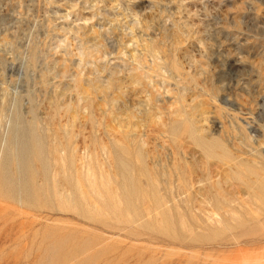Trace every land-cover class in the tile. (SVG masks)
<instances>
[{"label":"rangeland","instance_id":"1","mask_svg":"<svg viewBox=\"0 0 264 264\" xmlns=\"http://www.w3.org/2000/svg\"><path fill=\"white\" fill-rule=\"evenodd\" d=\"M0 264H264V0H0Z\"/></svg>","mask_w":264,"mask_h":264},{"label":"bare ground","instance_id":"2","mask_svg":"<svg viewBox=\"0 0 264 264\" xmlns=\"http://www.w3.org/2000/svg\"><path fill=\"white\" fill-rule=\"evenodd\" d=\"M15 133H16V132H15ZM23 134H24V133H23ZM23 134H22V135H23ZM20 138H21V137H20ZM20 144H21V143H20ZM43 146H44V145H43ZM16 147L18 148V146H16ZM21 147H24V146H21ZM21 147H20V148H21ZM20 148H19V149H20ZM22 149H23V148H22ZM27 149H28V148H27ZM27 149H25L24 151H27ZM84 150H85V149H84ZM17 151H18V149H17ZM22 151H23V150H22ZM30 151H31V150H30ZM19 152H20V150H19ZM86 152H88V151H86ZM25 153H26V152H25ZM30 153H31V152H30ZM32 153H33V152H32ZM22 154H24V152H23ZM22 154H20V155H22ZM26 154H27V153H26ZM85 154H86V153H85ZM20 155H19V153H18L17 156L19 157ZM31 155H33V154H31ZM29 156H30V155H29ZM34 156H35V155H34ZM84 156H85V155H84ZM87 156H88V155H87ZM21 157H23V156H21ZM27 157H28V156H27ZM81 157H83V155H82ZM85 158H86V157H85ZM25 159L27 160V158H25ZM22 161H23V160H22ZM18 162H20V161L18 160ZM27 162H28V161H27ZM20 163H21V162H20ZM31 163H32V162H31ZM21 164H22V163H21ZM29 164H30V163H29ZM22 166H23V164H22ZM22 166H21V167H22ZM29 166H31V164H30ZM29 166H27V168H28ZM32 168H33V167H32ZM22 169H23V168H22ZM24 170H26V168H25ZM24 170H23L24 173H26V172L29 173V171H28L29 168H28V170H27L26 172H25ZM32 170H33V169H32ZM19 172H20V170H19ZM23 172H22V175H23ZM20 175H21V174H20ZM24 175H25V176H28V174H27V175L24 174ZM22 180L24 181L23 178H22ZM27 180H29V178H28ZM23 181H22V182H23ZM22 182H21V183H22ZM25 182H26V181H25ZM25 182H24V183H25ZM24 183H23V185L26 184V183H25V184H24ZM30 184H31V183H30ZM18 186H19V185H18ZM27 187H28V186H27ZM22 188H23V187H22ZM31 188H32V187H31ZM18 189H19V188H18ZM20 190H21V189H20ZM22 190H24V189H22ZM29 191H30V190H29ZM25 192H26V191H25ZM20 194H21V192H20ZM27 194H28V192H27ZM28 195H29V194H28ZM181 195H182V194H181ZM190 195H191V194H190ZM195 196H200V195L197 194V195H195ZM24 197L26 198V196H24ZM27 197H28V196H27ZM188 197H189V196H188ZM190 197H191V196H190ZM204 197H205V196H204ZM260 197H261V196H260ZM184 198H185V197H184ZM256 198H257V197H256ZM201 199H202V198H201ZM207 199H208V198H207ZM227 199H228V198H227ZM202 200H203V199H202ZM202 200H201V201H202ZM209 200H210V199H209ZM245 200H246V199H245ZM204 201H205V200H204ZM211 201H212V200H211ZM234 201H235V199H234ZM234 201H233V202H234ZM246 201H247V200H246ZM246 201H245V202H246ZM222 202H223V201H222ZM238 202H239V201H238ZM211 204H212V203H211ZM249 204H251V203H249ZM227 205H228V204H227ZM231 205H232V204H231ZM240 205H241V204H240ZM212 206H213V205H212ZM229 206H230V204H229ZM251 206H252V205H251ZM251 206H250V207H251Z\"/></svg>","mask_w":264,"mask_h":264}]
</instances>
